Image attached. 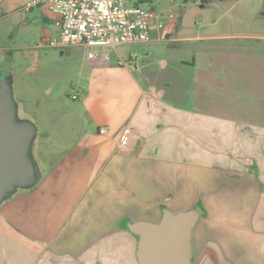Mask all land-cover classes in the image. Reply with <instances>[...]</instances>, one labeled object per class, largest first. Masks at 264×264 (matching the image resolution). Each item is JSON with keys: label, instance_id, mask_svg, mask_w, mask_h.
<instances>
[{"label": "crops", "instance_id": "crops-1", "mask_svg": "<svg viewBox=\"0 0 264 264\" xmlns=\"http://www.w3.org/2000/svg\"><path fill=\"white\" fill-rule=\"evenodd\" d=\"M30 1L0 0V42L60 35L57 14ZM141 3L157 13L148 42L96 45L93 58L85 45L48 46L78 57L76 101H40L32 114L11 80L17 120L36 128L35 179L0 202V264H141L131 225L197 206L192 264H264V126L213 109L227 85L194 76L217 21L186 25L189 0Z\"/></svg>", "mask_w": 264, "mask_h": 264}, {"label": "rangeland", "instance_id": "rangeland-1", "mask_svg": "<svg viewBox=\"0 0 264 264\" xmlns=\"http://www.w3.org/2000/svg\"><path fill=\"white\" fill-rule=\"evenodd\" d=\"M189 1L193 7L180 10L186 25L200 27L209 19L217 21L218 36L196 46L200 70L194 74L202 86L212 82L220 90L227 85V97H217L213 109L237 121L264 126V0L213 1L203 7L199 0ZM41 42L37 32L20 38L7 35L0 42V74H8L15 98L32 114L35 103L50 105L57 97L76 101L72 95L78 91L73 80L78 57L39 47ZM211 61L216 67L208 66Z\"/></svg>", "mask_w": 264, "mask_h": 264}, {"label": "water", "instance_id": "water-1", "mask_svg": "<svg viewBox=\"0 0 264 264\" xmlns=\"http://www.w3.org/2000/svg\"><path fill=\"white\" fill-rule=\"evenodd\" d=\"M203 6V5H202ZM36 132L33 122H19L11 80L0 74V202L18 186L33 183L35 169L30 155ZM201 206L178 214L165 210L159 223L139 221L131 229L142 236L141 264H192L189 237Z\"/></svg>", "mask_w": 264, "mask_h": 264}, {"label": "built area", "instance_id": "built-area-1", "mask_svg": "<svg viewBox=\"0 0 264 264\" xmlns=\"http://www.w3.org/2000/svg\"><path fill=\"white\" fill-rule=\"evenodd\" d=\"M45 5L58 16L60 35L43 40L38 46L64 47L85 45L88 58L93 46H118L125 43L148 42L157 13L144 7L141 0H31L26 9ZM162 26L163 24H159ZM73 99L78 94L72 95ZM105 133L106 128H101ZM132 143L129 128L122 131L119 146L128 150Z\"/></svg>", "mask_w": 264, "mask_h": 264}, {"label": "trees", "instance_id": "trees-1", "mask_svg": "<svg viewBox=\"0 0 264 264\" xmlns=\"http://www.w3.org/2000/svg\"><path fill=\"white\" fill-rule=\"evenodd\" d=\"M213 1H222V0H199L200 4L203 5V6H205L207 4H210Z\"/></svg>", "mask_w": 264, "mask_h": 264}]
</instances>
